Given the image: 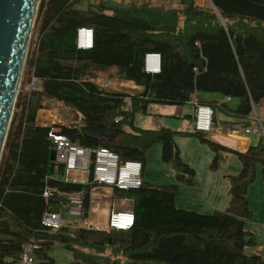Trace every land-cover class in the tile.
<instances>
[{
  "label": "trees",
  "instance_id": "1",
  "mask_svg": "<svg viewBox=\"0 0 264 264\" xmlns=\"http://www.w3.org/2000/svg\"><path fill=\"white\" fill-rule=\"evenodd\" d=\"M81 1L37 3L32 27L36 38L25 55L0 154V264H17L26 241L39 244L35 264H54L47 252L56 245L71 254L66 264H264L258 254L245 251L256 245V239L244 226L252 216L246 188L257 166L264 185L263 137L238 152L206 138L205 132L141 128L133 122L137 114H148L149 103H191L208 105L213 112L229 110L241 119V128L246 126V118L264 97V0H208V7L193 0L176 4L119 0L125 7L92 0L84 8L79 7ZM80 26L92 29L91 48L75 47L74 33ZM148 52L160 56L157 73L143 71ZM89 66L113 68L111 76L140 89L98 86L88 80ZM32 76L37 85L29 89ZM198 92L234 97L237 105L228 108L225 102L206 101ZM42 98L81 114L77 126L60 127L61 133L82 146L108 148L121 160H139L142 172L146 150L159 144L160 160L174 171V182L142 180L140 187L127 191L133 213L127 229L46 230L40 224L41 213L56 211L65 195L83 191L81 216H85L90 185L52 177L49 127L35 124ZM98 124L112 134L81 133V128ZM174 136L196 137L206 145L213 154L209 170L217 169L227 153L236 156L240 167L225 176L223 210L199 213L174 205L179 184L195 185L194 171L181 159ZM45 187L53 190L48 198L42 196Z\"/></svg>",
  "mask_w": 264,
  "mask_h": 264
},
{
  "label": "built area",
  "instance_id": "2",
  "mask_svg": "<svg viewBox=\"0 0 264 264\" xmlns=\"http://www.w3.org/2000/svg\"><path fill=\"white\" fill-rule=\"evenodd\" d=\"M93 31L90 27H77L74 33V45L77 49H88L92 46ZM143 71L157 73L160 69V56L158 53L148 52L143 56ZM107 85L106 81L104 82ZM102 84L103 88H108ZM37 85V79L32 76L28 83L31 89ZM193 100V95H191ZM229 97L225 96L224 100ZM126 105H129L128 97L124 98ZM127 107H125L126 109ZM74 113L80 118L81 114ZM213 109L205 104H195L192 118V129L199 132H208L213 125ZM78 118V120H79ZM248 124L241 128L246 134H254L263 137L264 120L252 109L246 118ZM57 123L49 126L47 139L50 149L54 155L53 169L56 173V164H62V172L52 177L61 181L90 185L88 191V207L82 217L81 200L83 191L77 196L65 195V201L74 202L79 210L82 220L77 228H91L96 230L127 229L133 223V213L130 210H118L117 205H125L130 199L124 194L129 190L137 189L142 183V165L139 160L123 159L112 150L105 147H86L77 144L66 134L60 132V127L69 124L67 119L60 117ZM236 129H231L234 134ZM93 183V185H92ZM53 190L45 187L42 196L48 198ZM103 199L107 200V207H104ZM59 208L56 211L45 210L40 215V224L48 231L54 232L65 226L64 216L61 208L64 200L58 202ZM39 244L33 241H26L21 246L17 264H35L34 254Z\"/></svg>",
  "mask_w": 264,
  "mask_h": 264
},
{
  "label": "crops",
  "instance_id": "3",
  "mask_svg": "<svg viewBox=\"0 0 264 264\" xmlns=\"http://www.w3.org/2000/svg\"><path fill=\"white\" fill-rule=\"evenodd\" d=\"M158 1L168 2L170 4H176L178 2V0H158ZM193 2L195 5L201 7L209 6L208 0H193ZM100 70L102 69L95 66H89L86 70L90 74L88 80L92 81L98 86H100V83L98 81L100 80ZM114 79L118 80L123 88H127L130 91H138L140 89L139 86L134 85L131 81L121 80L116 77H114ZM203 98H206V101L216 100L218 102H225V103L226 101L230 100V98L228 100H224V96L213 93H205ZM40 101L42 102H40L36 110L35 124L49 127L51 124L57 123L56 121L61 116L57 114L56 109L52 105L49 106L47 99L42 98ZM236 105H237V101L234 103V106L231 107L227 106V107L235 108ZM253 109L256 115H258L260 118L264 120V97L255 105ZM158 111L159 113L157 114L154 113L140 114L141 118L140 120L137 121L136 125L141 128L165 127L176 131H190L192 129V118L194 112L193 104L187 103L177 107L162 106L160 109H158ZM46 117L47 119H44ZM241 122H242L241 119L239 117H236L229 110L218 108L213 112L212 128L210 129V131L205 132L204 136L225 147L234 149L238 152H243L246 150L248 146L255 144L259 137L258 135L243 133L241 131ZM77 125L78 123L73 126H77ZM231 129H236V132L234 134H231L230 133ZM263 139H264V124H263ZM173 140L179 149L181 159L189 167L193 169L194 179H195V186L193 187L179 184L178 194L174 198V205L177 206L178 208L184 205L183 207L184 209H187L185 208L186 206L194 205L196 208L205 209L206 211H208V213L214 210L217 211L223 210L227 201V188H228V182L225 176L235 173V171L232 170L233 168H230L228 166L229 164L228 161H230L231 158L233 157L236 158V156L231 153H227L225 161L217 169L209 170L207 168V165L213 154L204 144L198 143L197 140H195L192 136L189 137L174 136ZM187 144H189L190 148L187 150L182 149V147ZM237 162L238 163L236 164V167L238 170L240 164L238 160ZM143 173L144 172H142V174ZM52 174L53 175L56 174L54 172V169ZM142 180L145 181L143 176H142ZM172 182H174L173 179L172 181H164V182H159L157 184H165ZM191 188L192 190L193 188H195L198 194H194L192 198L183 197V193L191 192L190 191ZM181 192H182V196L179 205L177 200ZM77 195L78 193L75 194L74 196ZM62 200H64V205L62 206L61 211L63 209L65 211V214L62 213L61 214L64 216L65 222H67V224H65V227L75 229L77 228L76 225H78L79 222L82 220V217L78 214L79 210L76 208L74 202L68 200L65 201V199ZM103 203H104V207H107L106 199H103ZM122 206L123 205H117L116 209L129 210L126 209L125 207L122 208ZM259 256L262 257L261 255ZM71 260L72 259H70V261Z\"/></svg>",
  "mask_w": 264,
  "mask_h": 264
},
{
  "label": "rangeland",
  "instance_id": "4",
  "mask_svg": "<svg viewBox=\"0 0 264 264\" xmlns=\"http://www.w3.org/2000/svg\"><path fill=\"white\" fill-rule=\"evenodd\" d=\"M91 1L92 0H85V1L82 0L79 4V7L84 8L86 6V3L91 2ZM124 1H129V0H124ZM134 1L135 2H142L145 0H134ZM32 27H33V25H32ZM32 29L33 28H31V31L29 34L27 50L29 48V45L30 46L34 45L35 38H36V34L33 32ZM27 50H26V53H27ZM22 71H23V67H22ZM22 71H21V74H22ZM112 71H113V68H108L106 70H100V80H98L100 85H102V83H104L105 81L108 82L109 80H111V81H113V83L110 85H107L104 83L105 85H107L108 88L130 91L127 88H123L122 85L120 84V82L111 76L110 73ZM20 78H21V75H20ZM197 94L200 97L204 96V92H198ZM42 101H45V100H42ZM42 101H40V102H42ZM236 101H237L236 98L231 97L229 101H226V105L229 107L234 106V103ZM48 103H49V106L52 105L56 109L57 114L59 116L63 117L64 120L67 119L69 121V123H74V124L78 123L79 117L74 113L73 110L63 108L60 104L54 103V102L49 101V100H48ZM162 106L177 107V105H162V104H158V103H149L147 105V111H148V113L157 114V113H159L158 109H160ZM140 116H141L140 114H137L134 117V120H133V122H135L134 125H136L137 121L140 120V118H141ZM44 119H47V117ZM149 119H151V118H149ZM193 138L195 140H197L198 143H200L196 137H193ZM200 144H203V143H200ZM189 148H190L189 144L184 145L182 147V149H186V150ZM228 163H229L228 166L230 168H233L232 170H234L236 173L238 171L237 167H236V164L238 163L236 158H234V157L231 158V160L228 161ZM143 172L144 173L142 174V176H143L145 182H147L148 184H157L159 182L172 181V179L174 178V171L170 168L169 165L162 163L160 160V146H159V144H152L146 150L145 155H144ZM193 186H195V185H192L189 187H193ZM178 187H179V185H178ZM227 190H228V188H227ZM190 191L191 192H189V193L184 192L183 197L192 198V196L194 194H198L197 191L195 190V188H193V190L191 188ZM124 194L129 199H131L130 196H128L126 194V192H124ZM181 196H182V192L180 193V196L177 200L179 205H180ZM246 199H247L248 206H249L250 210L252 211V216L249 219L245 220L244 226L246 228H249L251 231H253V233L255 235V239L257 240L256 245L252 249L247 250V253L259 254L264 258V185H263L262 179L260 177V171H259L258 166L256 168V172H255V175L253 177V180L249 183L248 187L246 188ZM130 205H131V200L129 201V203L123 205L122 208L125 207L126 209H129ZM183 207H184V205H182V207H179V208H183ZM185 208L197 211L199 213H208V211H206L205 209L196 208L194 205L186 206ZM61 213L65 214V211L62 209ZM245 251H246V249H245ZM47 255L50 256V258L52 259L54 264H66L71 259L70 258L71 254L65 248H63L61 246H57V245L54 246L53 248H51L50 250H48Z\"/></svg>",
  "mask_w": 264,
  "mask_h": 264
},
{
  "label": "water",
  "instance_id": "5",
  "mask_svg": "<svg viewBox=\"0 0 264 264\" xmlns=\"http://www.w3.org/2000/svg\"><path fill=\"white\" fill-rule=\"evenodd\" d=\"M38 0H0V154L11 117L20 75L26 55L29 34ZM100 5L125 7L118 0H100ZM90 137H107L112 130L103 125L81 128ZM49 171L53 172L54 155L49 153ZM56 173L62 164H56Z\"/></svg>",
  "mask_w": 264,
  "mask_h": 264
},
{
  "label": "bare ground",
  "instance_id": "6",
  "mask_svg": "<svg viewBox=\"0 0 264 264\" xmlns=\"http://www.w3.org/2000/svg\"><path fill=\"white\" fill-rule=\"evenodd\" d=\"M107 83H108V84H112V83H113V81L109 80ZM102 84H103V83H102Z\"/></svg>",
  "mask_w": 264,
  "mask_h": 264
}]
</instances>
